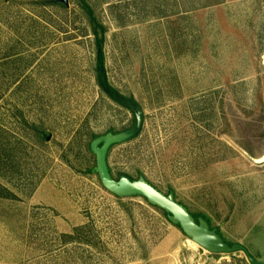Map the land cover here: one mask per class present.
Masks as SVG:
<instances>
[{
  "label": "rangeland",
  "instance_id": "rangeland-1",
  "mask_svg": "<svg viewBox=\"0 0 264 264\" xmlns=\"http://www.w3.org/2000/svg\"><path fill=\"white\" fill-rule=\"evenodd\" d=\"M106 89L143 113L113 179L264 264V0H0V264H249L104 189L91 144L135 124Z\"/></svg>",
  "mask_w": 264,
  "mask_h": 264
},
{
  "label": "water",
  "instance_id": "water-1",
  "mask_svg": "<svg viewBox=\"0 0 264 264\" xmlns=\"http://www.w3.org/2000/svg\"><path fill=\"white\" fill-rule=\"evenodd\" d=\"M106 92L134 115L135 124L131 130L125 133L107 135L95 140L91 144V152L96 158L95 171L104 189L116 197L144 198L151 206L162 210L167 215L169 221L179 227L194 244L211 255L243 253L249 264H262L256 262L245 247L226 244L215 230L210 229L205 221H195L183 206L174 201L172 196H165L145 180L130 181L122 178L116 181L113 179L107 165L108 152L112 146L128 142L139 135L143 127V113L136 104L110 94L108 89H106Z\"/></svg>",
  "mask_w": 264,
  "mask_h": 264
},
{
  "label": "trees",
  "instance_id": "trees-1",
  "mask_svg": "<svg viewBox=\"0 0 264 264\" xmlns=\"http://www.w3.org/2000/svg\"><path fill=\"white\" fill-rule=\"evenodd\" d=\"M82 10L84 11V13L86 14V16L88 17L90 24L92 26L93 29V35L95 36L96 39V46L98 48V59L99 62L102 61V47H103V43H104V28L102 25H100L96 18L94 17V14L91 10V8L86 4V3H82L81 5ZM100 67L101 64L99 63Z\"/></svg>",
  "mask_w": 264,
  "mask_h": 264
},
{
  "label": "crops",
  "instance_id": "crops-1",
  "mask_svg": "<svg viewBox=\"0 0 264 264\" xmlns=\"http://www.w3.org/2000/svg\"><path fill=\"white\" fill-rule=\"evenodd\" d=\"M214 264H218V262H213Z\"/></svg>",
  "mask_w": 264,
  "mask_h": 264
}]
</instances>
